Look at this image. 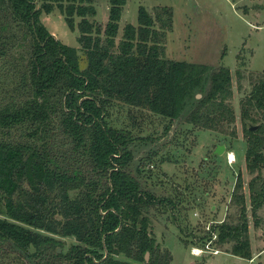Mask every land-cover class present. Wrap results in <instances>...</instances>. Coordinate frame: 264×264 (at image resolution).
Masks as SVG:
<instances>
[{"label":"trees","instance_id":"1","mask_svg":"<svg viewBox=\"0 0 264 264\" xmlns=\"http://www.w3.org/2000/svg\"><path fill=\"white\" fill-rule=\"evenodd\" d=\"M110 2L103 29L90 19L92 0H0V264H141L147 252L150 264H170L151 213L174 200L143 183L133 135L110 124L111 108L142 106L223 132L237 120L229 66L165 55L171 8L154 15L140 5L139 24H126L117 43L127 0ZM56 6L78 27L84 68L79 48L41 20ZM252 75L241 100L251 177L246 187L238 173L237 216L215 228L219 245L251 258L250 216L257 224L264 206V71ZM56 234L79 242L59 252Z\"/></svg>","mask_w":264,"mask_h":264},{"label":"rangeland","instance_id":"2","mask_svg":"<svg viewBox=\"0 0 264 264\" xmlns=\"http://www.w3.org/2000/svg\"><path fill=\"white\" fill-rule=\"evenodd\" d=\"M92 2L97 14L90 19L104 29L111 2ZM140 5H145L154 15L163 7L173 10L172 26L166 30L167 57L232 69L235 92L232 103L237 115L236 122L223 132L142 106L126 103L112 106L108 120L114 127L131 131L136 145V165L144 172L143 183L157 194L174 200L173 206L165 202L151 213L156 239L163 250L170 249L173 255L170 264H264V206L257 224L250 216L252 258L231 252V243L219 245L218 229H215L224 219L237 216V206L232 204L231 197L238 173L242 172L246 187L251 177L245 161L247 138L241 100L252 89L249 79L252 74L264 71V0H127L117 43L123 38L126 24H139ZM80 19L76 16V23ZM41 20L56 37L79 48L81 65L86 67L87 54L78 41V27L75 30L69 27L58 6L52 12L43 11ZM237 70L242 71V79L238 78ZM233 129L235 135L230 133ZM220 145H224L221 152ZM229 152H235V161H229ZM55 236L61 239L59 252H68L79 242L75 236ZM194 247L203 250L194 254ZM150 260L149 253L146 261L140 263L150 264Z\"/></svg>","mask_w":264,"mask_h":264},{"label":"built area","instance_id":"3","mask_svg":"<svg viewBox=\"0 0 264 264\" xmlns=\"http://www.w3.org/2000/svg\"><path fill=\"white\" fill-rule=\"evenodd\" d=\"M228 159H229L230 162L235 161L236 160L235 152H229L228 153ZM202 250L200 248L194 247L192 251H193L194 254H199Z\"/></svg>","mask_w":264,"mask_h":264},{"label":"water","instance_id":"4","mask_svg":"<svg viewBox=\"0 0 264 264\" xmlns=\"http://www.w3.org/2000/svg\"><path fill=\"white\" fill-rule=\"evenodd\" d=\"M39 5H37V7H38ZM54 34V33H53ZM55 35V34H54ZM56 36V35H55ZM201 94H199V96H200ZM260 125L259 124H251L250 125V129H257L258 127H259ZM224 147V145H220L219 147H218V151H220L221 152V150H222V148ZM148 254H149V252H147L146 253V256H148Z\"/></svg>","mask_w":264,"mask_h":264}]
</instances>
